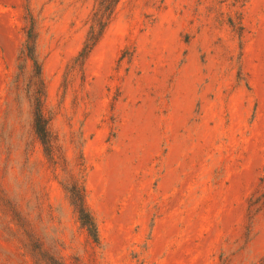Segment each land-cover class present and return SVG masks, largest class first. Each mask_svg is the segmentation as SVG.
Returning a JSON list of instances; mask_svg holds the SVG:
<instances>
[{"label": "rangeland", "instance_id": "rangeland-1", "mask_svg": "<svg viewBox=\"0 0 264 264\" xmlns=\"http://www.w3.org/2000/svg\"><path fill=\"white\" fill-rule=\"evenodd\" d=\"M95 1L0 0V264H37L30 236L66 264H264V0H119L79 67Z\"/></svg>", "mask_w": 264, "mask_h": 264}, {"label": "trees", "instance_id": "trees-1", "mask_svg": "<svg viewBox=\"0 0 264 264\" xmlns=\"http://www.w3.org/2000/svg\"><path fill=\"white\" fill-rule=\"evenodd\" d=\"M119 0H96L90 18L89 28L81 49L74 59V64L81 67L90 55L93 48L101 39L106 27L112 20ZM36 32L33 23L26 31L20 59L28 62L31 76L28 83L29 100L32 110V130L40 143L45 157L53 165L56 161L55 140L49 128V118L44 113L45 84L42 78V66L36 53ZM21 66V65H20ZM22 68V66H21ZM21 68L19 70L21 71ZM69 202L72 205L81 227L94 241L97 240V230L94 219L86 205L83 183L78 177H71L64 185ZM31 252L37 264H66L47 251H42L40 246L29 237Z\"/></svg>", "mask_w": 264, "mask_h": 264}]
</instances>
